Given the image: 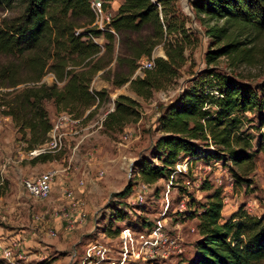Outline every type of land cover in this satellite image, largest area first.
<instances>
[{
	"label": "trees",
	"instance_id": "1",
	"mask_svg": "<svg viewBox=\"0 0 264 264\" xmlns=\"http://www.w3.org/2000/svg\"><path fill=\"white\" fill-rule=\"evenodd\" d=\"M94 1L0 0V116L12 120L26 151L49 139L54 122L47 103L57 113L67 112L77 119L91 111L88 119L106 102L107 92L94 90L92 83L119 61L114 33L124 35L155 26L160 41L165 34L187 37L185 24H178L174 17L178 0H124L106 31L94 26ZM101 1L109 10L114 0ZM15 4L21 6L20 13L4 16L5 11L14 12ZM191 4L215 46L207 55L209 65L223 57H232L237 65L254 63L258 43L264 38V0H191ZM170 15L175 23L168 20ZM101 35L104 46L94 40ZM183 42L166 43V59H154L152 70L133 79L137 62L144 57L151 60L157 45L152 44L130 62V75L112 84L122 87L129 83L137 97L151 98L185 63ZM49 75L54 78L51 84L45 81ZM139 107L137 100L118 96L104 128L122 133L139 120ZM248 113L264 127V99L254 88L216 71L203 74L159 117L157 131L162 135L154 152L161 166L145 163L139 177L146 184H155L184 160H229L253 170V136L244 130L246 122H253ZM54 159L43 155L32 162ZM212 189L209 184L204 187L205 191ZM224 208L223 192L218 188L201 213L193 214L199 219L200 238L191 258L182 264H264V217L251 216L240 207L225 219Z\"/></svg>",
	"mask_w": 264,
	"mask_h": 264
},
{
	"label": "rangeland",
	"instance_id": "2",
	"mask_svg": "<svg viewBox=\"0 0 264 264\" xmlns=\"http://www.w3.org/2000/svg\"><path fill=\"white\" fill-rule=\"evenodd\" d=\"M117 1L113 3L115 7ZM13 7L14 12L5 11L3 15L20 13L21 6L15 4ZM112 9L109 10L114 16L115 10ZM174 11L176 22L185 24L187 37L165 34L160 41L155 26L124 35L114 33L119 61L115 60L110 70L102 77L97 76L92 83L94 90L106 91L108 98L81 124V128L95 132L80 146L81 155L85 156L86 162H90L89 173L85 176L76 174L72 184L78 185L81 179L85 181L83 189L74 187L84 213L81 226L66 230L68 222L65 220L58 227L50 224L49 228H39L35 224L33 215L37 212L33 210L34 201L40 205L44 201L32 199L22 188L18 190V183L41 174L43 162L19 161L13 165L17 168L9 170L12 177L1 180L0 197L3 198L6 214L3 212L0 226H4L9 235H21L24 245L15 248L13 259L0 261V264H182L191 258L194 244L200 238L199 219L193 218V214L201 213L210 195L218 188L223 192L225 208L222 214L225 219L240 207H244L251 216L264 217V127L254 114H247L253 122H246L244 126V130L253 136V151H256L253 170L236 166L229 160L210 163L184 160L155 184H146L139 177L143 164L161 166L154 152V146L162 135L157 131L159 117L203 74L210 71L226 74L242 85L251 86L264 99V38L258 43L256 58L251 65H237L232 57L220 58L209 65L207 55L215 46L212 47L205 27L197 20L191 0H178ZM173 19L171 15L168 17L170 22ZM180 40H184L186 61L177 70L175 78L164 89L155 91L151 98L137 97L129 83L122 87L112 84L128 77L130 62L152 44L157 45L151 60L166 59L165 44H175ZM95 41L102 46L106 43L102 35ZM148 61L144 57L137 62L133 79L145 76L143 65ZM45 81L53 83L52 76H47ZM120 95L139 102L140 118L128 124L122 133L108 132L102 119ZM46 107L54 122L59 113L51 102ZM0 121L4 130L0 149L9 155L7 158H14L19 146L24 144L22 149H25V142L11 122L1 116ZM68 140L65 149L53 155L63 166L67 165L69 153L76 145L72 141L69 148ZM186 162L187 172L182 168ZM60 180L57 176L56 183L62 182L59 185L66 188L67 183ZM206 184L212 185L213 189L205 191ZM121 216L123 220H120ZM51 230L56 237L49 235Z\"/></svg>",
	"mask_w": 264,
	"mask_h": 264
},
{
	"label": "built area",
	"instance_id": "3",
	"mask_svg": "<svg viewBox=\"0 0 264 264\" xmlns=\"http://www.w3.org/2000/svg\"><path fill=\"white\" fill-rule=\"evenodd\" d=\"M92 9L96 16V21L94 26L100 31L108 30L110 27L111 20L113 16L111 15L110 10H105L103 3L101 0H96L92 4ZM113 31V30H112ZM96 40V38L94 39ZM154 68V59L146 62L143 65V69L152 70ZM115 109V105L107 112L106 116L102 119V123L105 121L108 114L113 112ZM91 111H88L84 118L77 119L72 114L67 112H63L58 114L54 123L53 129L49 134L48 141L31 151H26L22 149L21 145V153L19 157L28 160H34L43 155H55L62 152L66 147L67 139H72L77 144L72 148L73 151H76L80 148L81 143L86 139L82 137L84 129L81 128V124L86 119ZM91 157L94 154H90ZM15 163V159L9 157L0 163V186H2L3 178L2 174L7 171V169ZM188 164L187 162L182 166L183 170L187 172ZM71 168L66 169V173H69ZM58 176V172L56 170H50L34 178L24 179L22 182V187L25 192L34 200L37 201H47L50 199L54 185L56 183V179ZM77 187L81 190L85 187V181L83 179L78 181ZM64 196L70 201L69 209H62L60 213H58V217H60L61 221L68 222V226L66 227L68 230L74 229V226L77 224H81L84 221V213H82L81 203L76 199L75 189L66 188L63 191ZM80 219V221H78ZM38 220V217H37ZM50 236L56 237V233L54 231H49ZM16 244H3L0 242V261H9L15 257V249Z\"/></svg>",
	"mask_w": 264,
	"mask_h": 264
},
{
	"label": "crops",
	"instance_id": "4",
	"mask_svg": "<svg viewBox=\"0 0 264 264\" xmlns=\"http://www.w3.org/2000/svg\"><path fill=\"white\" fill-rule=\"evenodd\" d=\"M115 2L113 3H116L117 0H114ZM120 2H118V5L115 7L112 3V10H115L113 11L115 14L116 12L118 11L119 7L121 6V4L123 3L124 0H119ZM100 77V75H98ZM52 79L54 80V78L52 77ZM2 117V116H1ZM7 121L11 122L12 123V120L10 118H7V117H4ZM13 124V123H12ZM4 130L2 131V126H1V121H0V139L1 137L3 136V133ZM95 135V132L94 131H89L88 129L84 130L83 134H82V137H85L86 139L88 138L89 139V136H94ZM72 139H69L68 140V143L69 144V148L71 147V143H72ZM77 144V143H76ZM21 146H19V148L17 149V151H15L14 153H16L15 155V165H17V163L19 161H22L23 159L19 157V154L21 153ZM0 156L2 158V160H0L1 162H3L9 155L0 149ZM88 160V158H87ZM0 162V163H1ZM13 164V165H14ZM88 164L90 165V162H86V158L84 155H81V150L80 148L76 151H73L71 149V153H69V159L67 161V165H62L61 164V161H58L56 160V158L52 161H48L46 163H44V170L42 173L44 172H47V171H50V170H56L58 172V176H60V181H65L67 184H66V188L68 189H74V187H76L77 189V185L75 183V185H72L75 181V175L76 174H81L82 176H85L89 173V168H88ZM10 166L7 171H5L3 174H2V178L4 179H7V176L9 178L10 174L9 173L10 169H12V167L14 166ZM71 168V172L69 173H66V169L67 168ZM14 168H17L14 167ZM23 173V172H22ZM40 175V174H39ZM38 176V175H37ZM12 177V176H10ZM19 177V176H18ZM36 177V176H34ZM33 176L32 177H29V178H34ZM17 182V181H15ZM23 182V180H22ZM22 182L19 181L18 185L20 188L19 189H23L22 187ZM59 183H62V182H59ZM59 183H55L54 185V189H53V193L50 197V199H48L47 201H44L43 204H38L36 201H34L35 203V206L33 208L34 211H36L37 213H34V222L36 225H39L38 227H48L50 226V224L52 225H56L57 227L61 224H63V221H61L60 217H58V213H60V211L62 209H69L70 207V201L64 196L63 194V191L66 189L65 187H61L59 185ZM17 185V186H18ZM23 191L25 192V190L23 189ZM75 196L78 197V194H77V191H75ZM26 193V192H25ZM3 202V198L0 197V218L4 217L3 216V207H4V204L2 203ZM79 202L81 203V201L79 200ZM27 208H24L23 210H26ZM4 214H6V211L4 212ZM37 217H38V220H37ZM51 225V226H52ZM81 226L80 224H77L74 226V229L76 227H79ZM66 230H68L66 228ZM49 233V231H48ZM0 242H2L3 244H16V247L17 246H20L22 248V246L24 245L23 243V240L21 239V235H19L18 233H15V234H11L9 235L4 226H0Z\"/></svg>",
	"mask_w": 264,
	"mask_h": 264
}]
</instances>
